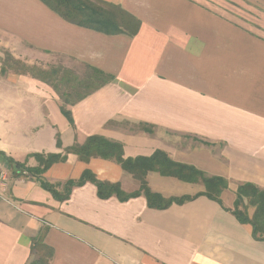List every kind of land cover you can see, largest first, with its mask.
<instances>
[{
  "label": "crops",
  "instance_id": "1",
  "mask_svg": "<svg viewBox=\"0 0 264 264\" xmlns=\"http://www.w3.org/2000/svg\"><path fill=\"white\" fill-rule=\"evenodd\" d=\"M101 1L135 17L136 35L67 23L39 0H0V51L77 79L89 68L111 76L66 105L70 124L48 84L29 73H1L0 62V168L8 174L0 188V264L33 261L40 233L53 251L50 264H264V241L230 212L238 185L264 190V38L195 0ZM238 2L264 22V0ZM93 135L119 142L123 158L161 151L226 179L222 206L199 196L156 210L142 195L100 199L90 182L58 200L42 183L61 195L84 170L126 193L139 184L112 161L84 163L69 154L35 176L17 173L8 160L33 168L30 155L62 153ZM145 181L164 198L204 189L154 172Z\"/></svg>",
  "mask_w": 264,
  "mask_h": 264
},
{
  "label": "trees",
  "instance_id": "2",
  "mask_svg": "<svg viewBox=\"0 0 264 264\" xmlns=\"http://www.w3.org/2000/svg\"><path fill=\"white\" fill-rule=\"evenodd\" d=\"M53 13L58 15L67 23L93 30L106 35H136L140 22L122 10L119 6L101 0H39ZM1 62V73L6 68L12 69V64L24 67L19 61L13 60ZM11 66H9L10 64ZM27 71V69L25 68ZM34 78L48 84L58 95L61 106L60 111L66 120L72 124L70 112L66 105H73L81 101L90 93L111 80V76L100 70L89 68V73L77 79L74 74L65 69L50 68L48 70H30ZM145 131L148 129L144 128ZM56 146L59 148V140L56 139ZM72 154L81 162L87 163L91 159L112 161L129 174L139 184L138 190L126 193L121 190L118 183L99 181L89 170H84L76 181H67L64 184L63 194L58 195L51 187L42 183V186L53 192L58 200L67 198L73 187L82 186L86 182L95 185L97 196L100 199H107L115 196L123 202L130 198L142 195L149 208L163 210L171 204H182L196 197L204 196L222 206L220 195L228 188V181L221 177L205 176L201 171L192 166L173 162L161 151H155L148 157L123 158L122 145L119 142L110 141L104 137L93 135L85 139L82 144L74 143L63 149L62 153L32 154L37 163L36 167L28 168L24 164L8 159L15 166L17 173L28 172L38 176L48 170L53 164L64 162L67 155ZM154 172L163 177H171L176 180L201 184L203 191L193 196L168 197L152 192L145 181L147 173ZM16 173V174H17ZM18 175V174H17ZM233 206L230 212L241 224H249L252 229V238L256 241H264V190L255 185L244 183L237 186L234 192ZM249 209L252 213L249 214ZM34 253L36 258L28 264H50L53 251L43 242V235L40 233L34 241Z\"/></svg>",
  "mask_w": 264,
  "mask_h": 264
},
{
  "label": "rangeland",
  "instance_id": "3",
  "mask_svg": "<svg viewBox=\"0 0 264 264\" xmlns=\"http://www.w3.org/2000/svg\"><path fill=\"white\" fill-rule=\"evenodd\" d=\"M206 9L213 12L214 14L224 18L227 21L239 26L242 29H245L251 32L254 35L264 38V22L259 18V14H254L250 12L248 5L241 4L238 0H195ZM12 56L4 51H0V62H5L8 65V61ZM15 60L14 58H12ZM12 60V61H13ZM21 65L24 67L23 70H20V66L12 64V69L6 68V72H20L23 74L33 75L30 70H40L41 66L37 65H26L24 62L20 61ZM62 63V62H61ZM58 61H55L54 67H59ZM10 64V63H9ZM11 66V64L9 65ZM52 66V67H53ZM79 73L83 72L82 68L78 65H75ZM72 67V66H71ZM27 69V71L25 70ZM50 68V67H49ZM82 77V76H81Z\"/></svg>",
  "mask_w": 264,
  "mask_h": 264
},
{
  "label": "built area",
  "instance_id": "4",
  "mask_svg": "<svg viewBox=\"0 0 264 264\" xmlns=\"http://www.w3.org/2000/svg\"><path fill=\"white\" fill-rule=\"evenodd\" d=\"M8 174L4 170L0 168V188L5 186V183L7 182Z\"/></svg>",
  "mask_w": 264,
  "mask_h": 264
}]
</instances>
